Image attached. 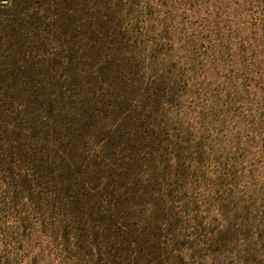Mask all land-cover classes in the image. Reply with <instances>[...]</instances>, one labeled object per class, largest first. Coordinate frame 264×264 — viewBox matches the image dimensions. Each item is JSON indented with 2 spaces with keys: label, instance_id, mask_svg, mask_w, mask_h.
Returning a JSON list of instances; mask_svg holds the SVG:
<instances>
[{
  "label": "rangeland",
  "instance_id": "rangeland-1",
  "mask_svg": "<svg viewBox=\"0 0 264 264\" xmlns=\"http://www.w3.org/2000/svg\"><path fill=\"white\" fill-rule=\"evenodd\" d=\"M0 264H264V0H0Z\"/></svg>",
  "mask_w": 264,
  "mask_h": 264
}]
</instances>
